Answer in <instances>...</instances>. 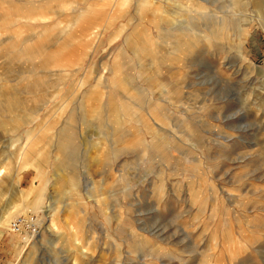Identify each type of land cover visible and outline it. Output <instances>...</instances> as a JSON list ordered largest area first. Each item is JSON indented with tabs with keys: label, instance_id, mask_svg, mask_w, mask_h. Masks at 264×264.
I'll return each instance as SVG.
<instances>
[{
	"label": "rangeland",
	"instance_id": "374dc122",
	"mask_svg": "<svg viewBox=\"0 0 264 264\" xmlns=\"http://www.w3.org/2000/svg\"><path fill=\"white\" fill-rule=\"evenodd\" d=\"M1 173L0 264H264V0H0Z\"/></svg>",
	"mask_w": 264,
	"mask_h": 264
},
{
	"label": "bare ground",
	"instance_id": "6f19581e",
	"mask_svg": "<svg viewBox=\"0 0 264 264\" xmlns=\"http://www.w3.org/2000/svg\"><path fill=\"white\" fill-rule=\"evenodd\" d=\"M97 10H101L99 7H95L94 9L88 10L86 12V14H84L81 19L79 21H77L73 28H72V33H71V41L66 42L67 45L70 44H75L76 46H78V48L75 50V54L77 52V55H70L71 57H76L79 60L74 64H80L82 62V56L83 54H86L87 49H88V36H91V34H89L90 29L92 28V26L94 25H102L108 18L109 16H98L99 12ZM102 11V10H101ZM72 41H74L73 43H71ZM69 47H64V49H67ZM70 50V48H69ZM61 53H57L53 59V62L56 64V66L59 67H63L66 66L65 63L63 61H61L60 57L58 54H62ZM64 54V53H63ZM3 176V173L0 174V177ZM2 225L5 224L6 227H8V223L7 222H2ZM49 229L51 231L56 230L55 225L54 226H50ZM77 235V234H76ZM26 239V238H25Z\"/></svg>",
	"mask_w": 264,
	"mask_h": 264
},
{
	"label": "built area",
	"instance_id": "2783aa9c",
	"mask_svg": "<svg viewBox=\"0 0 264 264\" xmlns=\"http://www.w3.org/2000/svg\"><path fill=\"white\" fill-rule=\"evenodd\" d=\"M28 227L33 234H38V220L34 215L21 216L11 222L13 231H21L24 227Z\"/></svg>",
	"mask_w": 264,
	"mask_h": 264
}]
</instances>
